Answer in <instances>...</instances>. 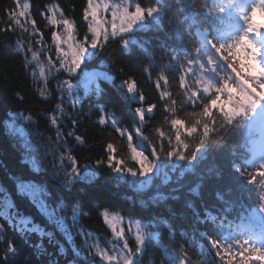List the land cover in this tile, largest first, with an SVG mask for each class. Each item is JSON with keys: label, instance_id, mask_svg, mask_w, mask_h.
<instances>
[{"label": "snow or ice", "instance_id": "snow-or-ice-1", "mask_svg": "<svg viewBox=\"0 0 264 264\" xmlns=\"http://www.w3.org/2000/svg\"><path fill=\"white\" fill-rule=\"evenodd\" d=\"M173 3L177 5L174 10ZM30 8V3L21 4V0H14V8L8 10L0 32L7 34L19 30L21 38L16 41L17 52L23 54L25 68L32 62L37 63L39 81L42 82L37 91L44 100L52 96L48 88L49 77L61 72L67 74L66 78L57 81L59 102L49 114L50 124L56 129L53 147L64 150L59 152L60 164L55 172L62 187L70 192L78 183L91 182L96 178V169L106 166L117 174L118 180L137 178L131 181L132 185L144 189L160 176L164 178L163 183H167L168 172H176L177 163L168 165L164 161L173 160L179 163L177 187L167 195L157 192L147 203L149 206L163 204L169 216L177 220L181 217L188 220V213H191L193 236L186 239V232L181 233L184 242H178V226L165 219L160 221L167 230L165 243L162 233L150 230L155 220L145 223L143 219L129 217L126 229L124 216L104 210L101 213L103 223L110 229L113 239L102 246L98 238L94 239L84 230L80 209L75 203L71 216L63 215L66 206L63 199L55 206L49 204L51 193L43 182L26 180L22 176L9 177L16 194L27 199L63 235L65 242L56 240L53 230H45L32 217L21 212L11 193L3 186H0V218L22 236L37 234L41 240L46 237L56 252L48 254L42 244L33 247L41 255H49L48 264H60L61 256L65 264H78L82 255L86 264H97L95 258L101 264H142L143 255L153 245L163 248L160 264H264V23L257 24L255 20L257 13L264 17V0H187V4L184 0H149L148 6L138 0H116L115 3L112 0H86L82 20L86 22L87 31L82 39H77L74 20L67 18L59 6L47 7L41 15L54 29L51 40L55 45V58L45 53L46 65L40 62V56L47 46ZM165 20L170 38L176 43L167 48L162 46L159 63L150 62L151 67L158 69L154 83L163 101L161 107L168 114L163 123L169 126V130L154 129L160 142L159 150L141 130L146 115L150 119L157 105L149 103L144 106L145 96L138 91L135 79L129 77L122 84L126 89L124 99L140 104L134 109V116L139 121L135 128L136 143L133 136L119 126L115 114L103 106L106 93L99 81L109 77L102 72H84L83 84L98 98L99 125H108L120 137L126 138L127 154L117 158L120 147L109 140L105 142L106 156L96 160L95 168L90 165L79 167L66 139L74 137L77 143H84L74 131L78 121L71 119L73 130L66 133L61 130L64 120L71 116L64 106V97L67 96V103L72 108L80 103L75 93L81 80L76 73L83 71L81 65L86 60L98 55L97 50L103 51L113 42L120 45L121 52L134 46L147 52L146 42L138 40L137 33L164 30ZM36 36L40 39L33 40ZM33 43L42 47L34 50ZM144 71L151 77L148 67ZM167 72H172L178 79L179 92L176 95L179 99L168 90ZM31 75L34 79L37 76L34 70ZM73 77L77 79L76 85L72 83ZM185 107L192 110L184 111ZM17 118L35 123L30 114L14 113L7 128L13 137L21 135L16 127ZM48 139L51 141L52 137ZM145 141L151 147L148 155L145 154ZM20 147L26 152L31 151V140L25 139ZM220 150L227 151L231 157L228 174L239 186L241 195L226 199L232 195V188H218L216 199L223 208L215 214L207 207L201 211L190 199L180 209L167 204L169 200L180 202L176 193L183 188L179 181L186 174L199 178V183L189 188V193L196 196H199L204 181L224 178V170L215 164L202 169L205 162L209 158L215 159ZM26 163L31 165L33 172L41 171L35 157ZM245 191L249 193V200H253L254 194L253 203H245ZM232 212L236 214L229 219L228 214ZM199 224L205 226L203 230L196 227ZM77 236L81 238V244L72 247ZM129 238L134 246H130ZM0 242L6 244L0 261L10 264V258L15 257L17 250L11 241L6 240L3 224H0ZM69 251L72 259H68Z\"/></svg>", "mask_w": 264, "mask_h": 264}, {"label": "trees", "instance_id": "trees-1", "mask_svg": "<svg viewBox=\"0 0 264 264\" xmlns=\"http://www.w3.org/2000/svg\"><path fill=\"white\" fill-rule=\"evenodd\" d=\"M24 2L30 3L31 16L36 20L37 27L43 33V42L47 46L45 50L50 51L51 56H53L51 32L54 29L47 25L45 17L41 15L47 7L59 6L67 18L74 20L77 25V39H82L87 31L86 22L82 20L86 0H21V4ZM138 2L144 6H148L149 4V0H138ZM184 3L187 4V0H184ZM176 7L177 5L173 3L172 9L174 10ZM12 8H14V0H0V27L3 26V22L7 19L8 10ZM137 36H140L137 38L138 40L146 42L144 47L148 50L147 52L136 46L130 48L127 52H121L120 45L115 42L106 45L103 51L97 50L98 55L96 57L86 60L85 64L81 65L83 71L78 70L76 73V77H80L81 80L75 93L80 98V103L75 108H72L67 103V96L64 97V106L71 113V116L64 120L61 130L65 133L73 130L71 119L75 118L78 121L74 131L83 138L84 143H77L74 137H66V139L71 149V154L77 159L78 166L81 168L84 165H90L95 168L96 160L106 156L105 142L109 140L114 141L120 147V152L116 154L117 158L121 154H127L126 138L120 137L108 125H99L98 98L92 93L91 88H86L83 84L82 73L84 71H98L109 77L108 80L102 79L99 81L100 86L106 93L102 101L103 106L106 111L115 114L120 122L119 126L122 129H126L133 136L134 143L138 140L135 128L139 126L138 118L134 116V109L139 107L140 104L130 103L124 99L126 89L122 81L129 77L135 79L138 91L144 94V106L147 107L149 103L157 105L150 119L146 115L145 123L141 128L144 135L148 136L152 144L156 145L157 150H159L160 142L154 129L161 127L162 130H169V126L163 123L164 116L168 114L161 107L163 101L160 100L159 90H157L154 83L158 75V69L151 67L150 62L155 60L159 63L163 55L162 46L167 48L168 45H172L175 41L173 38H170L166 20L164 21V30L141 32ZM20 38L21 34L19 30L17 32L9 31L7 34L0 32V186H3L11 193L17 208L32 217L34 222L44 227L45 230H53L56 240L65 242L63 235L59 231H56L27 199H22L16 194L13 182L9 178L10 176H22L26 180L35 179L42 181L46 189L51 193L47 201L49 204L55 206L61 199L65 202L66 206L62 213L63 215L70 217L72 206L75 203L76 207L80 209V222L84 230L91 233L94 239L98 238L100 242L110 236L101 215L104 210L126 218L143 219L145 223H152V220H155L150 230L162 233L165 243H167V230L166 226L160 223L161 220L165 219L169 223L178 226L179 232L176 235L178 242H184L181 240V233L186 232V239L192 238L193 232L190 227L192 223L191 213H188V220H185L183 217L177 220L169 216L163 204L148 205L146 207L149 198L155 190L159 177L152 181L145 191L138 194V191L136 193L133 190L131 181L134 179L132 177H127L126 181L118 180L117 174L112 173L106 166H101L96 169L97 175L95 180L78 183L70 192L62 187L55 172L60 164L59 152H63L64 150L53 147L56 144V129L50 124L49 114L53 112L55 104L59 102V96L56 93L57 81L66 78L67 74L61 72L50 76L48 88L52 92V96L48 100L40 97L37 86L42 82L39 81L34 63L32 62L28 68H25L22 64L23 54L17 52L16 41ZM36 39H40V37L36 36L33 38V40ZM39 45L33 43L34 50H39L42 47ZM146 67L149 68L151 77L144 71ZM33 70L37 74L35 79L31 75ZM72 83L74 85L77 84L75 77H73ZM174 83H176L175 80ZM162 86L163 81H161V88ZM171 92L174 98L179 99L176 95L179 92L176 84ZM191 110V107H185L184 109V111ZM14 113L30 114L35 121V123H32L24 121L22 118H17L16 127L19 126L25 131L24 136L13 137L7 130L8 124L11 123L9 118ZM180 115H183V112H180ZM49 137H52L51 141H49ZM25 139L31 140V143L37 147L36 151L31 149V151L26 152L20 147ZM144 143L146 145L145 154L148 155L151 152V147L147 146V141ZM164 143L167 149V142L165 141ZM35 152L41 156V160L38 162L41 171L38 173L33 172L31 165L26 163L30 155L35 154ZM230 159L231 157L227 151H218L215 159L209 158L202 166V169L203 167H210L215 164L224 170V178L204 181L201 184L199 196H196L189 193V188L194 187L195 183H199V178L198 176H187L186 174V177L179 181L183 185V188L179 192L181 194L180 202L176 203L169 200L167 204L171 205L172 208L180 209L181 205L190 199L201 211L207 207L215 214L219 209L223 208V205L216 199V190L218 188L223 190H227L229 187L232 188V195L226 197V199H236L237 196L241 195L239 186L230 179L228 174ZM163 160L164 158L162 157ZM167 161L164 162L167 163ZM170 161L174 163L173 160ZM67 163V160H65V166H67ZM168 174L171 180L163 189L171 191L177 187L179 164L177 165L176 172L169 171ZM62 175L63 172H61ZM161 191L156 190L155 193H161ZM243 197L245 203L254 202V200H249V193L247 191L243 192ZM235 214V212L229 213V219H232ZM0 224L4 225L6 240L11 241L17 250L15 257L10 258V264H48L50 258L48 254L56 252V248L49 244L46 237L41 240L37 234L22 236L14 231L2 218H0ZM196 227L203 230L205 226L199 224ZM40 244L47 249L48 254L41 255L33 247V245ZM80 244L81 238L79 236L75 237V243L72 247ZM5 247L6 244L0 242V255H3ZM162 252L163 248L161 246H150L143 255L142 264H160ZM68 259H72L71 251L68 252ZM95 259L97 260V264H99L98 258ZM209 259L211 258L209 257ZM59 261L60 264H65L63 256L59 257ZM0 264H3V262L0 261ZM78 264H86L83 255L79 258Z\"/></svg>", "mask_w": 264, "mask_h": 264}, {"label": "rangeland", "instance_id": "rangeland-1", "mask_svg": "<svg viewBox=\"0 0 264 264\" xmlns=\"http://www.w3.org/2000/svg\"><path fill=\"white\" fill-rule=\"evenodd\" d=\"M112 2L115 3L114 1H112ZM55 30H57V31H61L62 29H55ZM39 46H40V45H39ZM40 48H41V47H40ZM52 52H53V56H52V57L55 58V45H54V44H53V50H52ZM45 53H47V55H50V51L45 50V52H42V53H41V56H40V62H41L42 64H44V65L47 64V59H46V55H45ZM33 63H34V68H36V71H37V74H38V77H39V67L37 66V63H36V62H33ZM46 71H47V69H46ZM89 73H90V72H89ZM17 128L20 130L21 136H24V135H25V131H24L21 127H19V126H17ZM31 149H32L33 151H36L37 147L34 146L33 143H31ZM32 157H35V158L37 159L38 162H39V160H41V158H40L41 156H40V154L37 153V152H35V154H31L29 159H31ZM37 157H39V158H37ZM125 221H126V223H125V228L127 229V220L125 219ZM106 227H107V226H106ZM108 230H109L110 236L101 242V245H102V246H104V244H105L106 241H108V240H110V239H113L112 236H111V231H110V229H108ZM129 243H130V246H132V245L134 246V242H133V240H132L131 238H129ZM98 263L101 264V262H100L99 260H98Z\"/></svg>", "mask_w": 264, "mask_h": 264}]
</instances>
